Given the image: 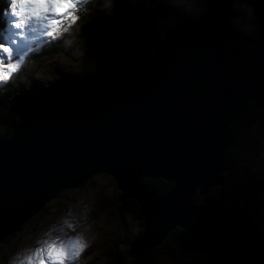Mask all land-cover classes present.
Instances as JSON below:
<instances>
[{
  "label": "water",
  "instance_id": "1",
  "mask_svg": "<svg viewBox=\"0 0 264 264\" xmlns=\"http://www.w3.org/2000/svg\"><path fill=\"white\" fill-rule=\"evenodd\" d=\"M119 7L111 31L89 35V75L8 96L15 120L0 136V240L100 173L112 178L116 203L133 200L141 217V235L118 245L123 259L179 228L176 250L210 254L211 264H264L249 203H223L231 125L249 101L264 110V0H218L160 31L148 0ZM149 35L159 43L140 59ZM145 179L173 184L156 195Z\"/></svg>",
  "mask_w": 264,
  "mask_h": 264
},
{
  "label": "rangeland",
  "instance_id": "2",
  "mask_svg": "<svg viewBox=\"0 0 264 264\" xmlns=\"http://www.w3.org/2000/svg\"><path fill=\"white\" fill-rule=\"evenodd\" d=\"M14 2L20 3L21 0H0V24L2 20H4L7 12L11 11V6ZM215 2L216 0H160L159 3L160 5H163V7L160 9V12H155L152 15L151 26L156 31L170 29L173 25L178 24L182 17L192 18L197 16L208 10ZM104 3L105 0H96L94 5H88V7L92 6V8L89 9L91 11L88 13L95 18H99V16L101 18L103 15L107 14L110 9L104 7ZM115 7L116 5L112 8L113 11L115 10ZM118 12L114 13L118 14ZM83 13L84 12L78 13L80 19L76 24L71 26L68 33H63L68 35V39H71L73 37V32L78 31L86 21V19L83 20V17H81V14ZM53 15L54 14L51 11H48L42 13L40 18L37 19V17L28 10L25 17L26 23H28V25L35 23L36 26L39 25L40 27V30L29 27V35L40 33L39 35L42 36L46 33L44 29L52 31V28L49 27V21L55 20L61 22V19L67 16V12L62 13L61 15ZM107 15L110 16L111 14ZM178 15L181 16L180 19L177 18ZM15 21L17 22L13 28H16V24L19 23L18 20ZM57 26L63 27L64 22L59 23ZM10 27L9 24L3 27L0 26V30L4 31V37H0V60H2L5 65L7 63H17L20 65L19 70L16 72L27 67L25 69L26 72L21 76L19 82H10L11 84L9 85L12 87V90L18 85L22 87L26 82H29V80H39L43 85L46 82L55 81L60 75H62V73L79 72L81 61L87 60L88 52L86 47L88 46L89 38L86 34L75 35L74 38H77H75L67 48L62 47L53 54L47 53L43 57H38L32 61V53L30 49L27 50V53L25 50L16 55V49L13 44L18 46H20V44L24 45L28 42V38L23 36V34L15 35L16 30H7ZM6 30L8 35L6 34ZM18 31H23V27ZM54 35L55 33H53V36ZM66 35H63V37H66ZM11 36L13 37L12 40H10ZM47 36L49 35L47 34ZM35 39V36L30 38V40ZM61 42L52 39L50 46L54 49L56 43ZM45 44L46 39L41 40L38 48L35 50L43 48L46 46ZM6 45H10L9 48L12 51L11 57L2 51L3 47H7ZM32 48H35V46ZM4 70H7L6 67ZM13 80L14 76L11 73L8 81ZM4 85L5 83H0V88H3ZM27 85L28 84L23 87H27ZM10 86L7 87V90H0V99H3L2 94L8 92ZM16 93H18V90L15 89L12 94ZM4 109L5 107L2 105V107H0L1 114L5 112ZM249 134L252 136V139L256 140V142L244 144L246 147L245 150L260 155L264 141V119L258 123L256 129L249 131ZM239 135L240 134L238 133V136ZM241 145L242 142L240 139H237L236 145L234 146L232 142L227 150L232 149L233 147L229 152V155L232 154L233 159L236 157L238 160H244L245 180H249L252 171H254L253 162L255 156H246L245 153L239 152ZM247 172H249V174H247ZM108 177L109 176L105 174H94L88 178V181L85 184L74 189L63 190L49 200L46 205L47 209L43 212L44 214L41 217H36L37 219H33V222L31 216L18 230L13 231L7 236V242H4L3 239L0 240V264H9L10 258L18 252L23 253L26 249L34 246L36 247L37 240L42 237L46 238L45 234L49 231H52L54 236H60L61 233L58 229L61 227L65 228L63 239L68 240L75 237L77 234H83L87 244V247L83 249L81 254L74 261L68 262L66 260L65 264H110L112 261L111 254L107 251H105L104 255L100 254L102 252L100 239H103L104 242L108 244L107 246L109 249L112 248V245L109 244L111 242H119L122 239L125 240L126 238L137 236V217L133 208L124 207V210L121 213H117L114 210L111 203L112 185ZM255 213L256 211L251 210L253 223L257 225L255 221L258 215L255 216ZM65 221H68L71 227H65ZM183 231L184 230H181V232ZM116 232H118V234H115ZM15 243H17V246L15 252H12L14 249L13 244L15 245ZM120 244L127 245L123 242H120ZM92 250L93 252L90 254L89 252ZM84 251L85 253L90 254L87 255L85 259L84 254L82 255ZM43 260L47 262V255L43 257ZM141 264H162V262L157 254H149L142 259ZM171 264L179 263L172 262Z\"/></svg>",
  "mask_w": 264,
  "mask_h": 264
},
{
  "label": "trees",
  "instance_id": "3",
  "mask_svg": "<svg viewBox=\"0 0 264 264\" xmlns=\"http://www.w3.org/2000/svg\"><path fill=\"white\" fill-rule=\"evenodd\" d=\"M122 0H112L113 6L108 10L109 12L107 14H111L110 16L105 14L101 18H95L93 15H90L88 12L91 11L89 9L92 8V6L88 7L87 11L81 14V17H83V20L86 19V21L83 23L82 27L76 31L73 32V37L71 39H68V36L62 37L59 41L61 43H56V47L53 49L51 47L48 49L45 54H53L60 48L68 47L69 44H71L75 38V35H84L86 34L88 39V46L87 48V60L81 61V65L79 68V72H72V73H62L63 75H72L76 76L78 78H82L86 75H89L92 72L93 64H94V53L95 49L90 46V34L98 33L99 35L103 36L105 33L111 31L113 29L112 22L109 20L111 16H113L116 12L120 10L119 4ZM218 1V0H216ZM149 5L152 6L153 12L151 14L150 22H152V15L155 12H160L163 5H160V0H148ZM116 5L115 10L113 11L112 8ZM98 10V9H97ZM115 12V13H114ZM89 18V20H88ZM178 19L181 18L180 15L177 16ZM152 25V23H151ZM162 30V29H161ZM66 40V41H65ZM160 40V37L157 35H149L139 46L138 50L135 52V56L138 58H145V56L150 55L153 53L154 49L158 45ZM71 42V43H69ZM38 58V56H35L34 59ZM24 70L21 72V74H24ZM53 82V81H52ZM12 83V82H11ZM10 82L7 83L3 89L7 90V87L10 86ZM51 82H46L43 85L39 82H35L33 80H29V82H26L28 84L27 89H34L35 91H39L44 89L48 86ZM16 90L20 91L22 90V87L18 85ZM12 90V87L10 86V89L8 92L2 94V98L5 97V99H0V107L2 105L6 109V101L7 98H9L7 94H12V92L15 90ZM264 119V110L257 108L254 106L253 101H249L244 109L241 111L239 117L232 123L231 128L235 132L234 134V141L233 145H236V140L240 139L242 142V145L239 149V152L245 153L246 156L254 155V162H253V170L252 175L250 176L249 180H245L244 175V160H238L236 157L233 159L232 154L229 155V152L233 149L227 150L225 163L228 167H230L229 173L226 175V181H227V188L229 190V193L231 194L229 197V200H224L223 203L226 205V207L230 206L234 201L240 200V201H246L249 203L251 210L256 211L255 216L256 218V224L258 225L259 232L262 236V244L260 248L261 255L264 257V141L263 146L261 150V154H255L253 152H247L245 150L244 144L256 142V140L252 139V136L249 134V131H252L258 127V123ZM15 120V117L10 113L7 112L5 114L0 113V136H6L10 134V128L8 124ZM244 130V131H243ZM238 133L240 134L238 136ZM236 166V167H235ZM249 174V172H247ZM111 181L112 185V197H111V203L114 208V210L117 213H121L124 210V207L133 208L136 213L137 217V236L126 238L125 240L122 239L119 242H111L109 243L112 245V248L108 249V244L104 242L103 239H100L101 242V248L102 252L101 255H104L105 251H107L109 254H111L112 261L110 264H141V261L143 258H145L149 254H157L158 258L161 260L162 264H171L172 262H178L179 264H211V255L210 254H197L193 252L183 251V250H176V247L172 244V236L175 233L180 232L181 230L179 228H174L171 230L166 238L161 241V243L158 246H154L152 248L144 250L141 254L134 258H126L123 259L124 254H121L118 245L120 242L129 244L133 241L135 237H138L142 233V221L141 217L139 216L137 212V207L133 200H125L123 204L116 203L115 199L118 195V190L115 189L114 183L112 178L108 177ZM145 185L148 189L153 190L156 195H162L164 192L168 191L172 186V181H165L161 179H145L144 180ZM216 191V187H212L210 189L209 195L214 196ZM201 198L197 195L195 197V202H199ZM47 209V206L45 207V210ZM40 214H35V216H32V220L37 217H41L44 213V210H40ZM39 211V212H40ZM38 212V213H39ZM36 218V219H37ZM33 220V222H34ZM115 234H118L116 232ZM10 235V234H8ZM8 235L3 237V241H8ZM3 243V242H2ZM14 249L12 252H15L17 243L15 245L13 244ZM35 247V246H34ZM32 247V248H34ZM93 252H89L90 254ZM89 253H85V251L82 253L84 254V259L87 255H90ZM114 261V262H113ZM113 262V263H112Z\"/></svg>",
  "mask_w": 264,
  "mask_h": 264
},
{
  "label": "clouds",
  "instance_id": "4",
  "mask_svg": "<svg viewBox=\"0 0 264 264\" xmlns=\"http://www.w3.org/2000/svg\"><path fill=\"white\" fill-rule=\"evenodd\" d=\"M95 2H96V0H69V4L64 5V7H68L67 16L64 18V26L63 27L57 26L60 23L59 21H49V27L52 28V31H49L47 34L49 36H52L54 39L59 38L64 32H68L72 25L77 23V21L80 19V15H78V13L86 12L88 9V5H90V4L94 5ZM112 6H113L112 0H105L104 7L111 8ZM17 7H18V5L14 2L13 3V10L15 11ZM24 15H25V13H23V16ZM21 23H25V20L22 19ZM53 33H55L54 36H53ZM69 43H71V42H69ZM44 55H45V52L43 51L37 56L43 57ZM34 57H35V55H32V59H31L32 61L34 60ZM19 67H20V65H18L16 71L19 70ZM26 68L27 67H25L24 69H22L19 72H16L13 75L14 76L13 81H8L9 77L8 78H0V83H5V85H6L9 82H19L21 76L23 75V74H21V72L23 70L25 71ZM34 81L40 83L39 80L34 79ZM23 86H22L21 91H23L25 89L27 90L28 86L27 87H23ZM2 89L3 88H0V90H2ZM28 90H30V89H28ZM7 95H10V94H7ZM5 97H3V99H5ZM6 109H7V101H6ZM6 111L8 112V110H6ZM3 114H5V112ZM46 205H47V203L41 209V210H44V212H45ZM40 213H41V211L37 214H40ZM64 224H65V227H71V225L69 224L68 221H65ZM58 231L61 233L60 236H54L53 232L49 231L48 233L45 234L46 238L42 237L41 239L37 240V242H36L37 246L35 248L26 249V250H24L23 253L18 252L16 255H14L13 257L10 258L9 264H42L43 257L45 255H47L48 248L51 245L56 244L57 241H61L63 244H65L66 246L69 247V255L67 256L66 260L68 262L74 261L81 254L83 249L87 247V244H86V241H85L83 234H77L75 237L68 239V240H65V239H63L65 228L61 227L58 229ZM69 242H71V243H69Z\"/></svg>",
  "mask_w": 264,
  "mask_h": 264
},
{
  "label": "snow or ice",
  "instance_id": "5",
  "mask_svg": "<svg viewBox=\"0 0 264 264\" xmlns=\"http://www.w3.org/2000/svg\"><path fill=\"white\" fill-rule=\"evenodd\" d=\"M16 4L18 5L17 8L20 9L19 11L13 10V4L11 6V11L15 16L23 17L25 9H28L33 15L37 17V19H39L41 14L44 12L51 11L54 15H61L62 13L67 12L68 7H64V5H68L69 0H32L31 3L21 2ZM21 20L16 24V28H20L21 25L24 24L21 23ZM2 51L7 53L9 57L12 56V51L9 47H3ZM5 67L7 69L6 71L4 70ZM17 67V63H7L5 65L4 62L0 60V78H8L11 73L16 72ZM68 255L69 247L63 244L61 241H57L56 244H53L48 248L47 262L42 260V264H65Z\"/></svg>",
  "mask_w": 264,
  "mask_h": 264
},
{
  "label": "flooded vegetation",
  "instance_id": "6",
  "mask_svg": "<svg viewBox=\"0 0 264 264\" xmlns=\"http://www.w3.org/2000/svg\"><path fill=\"white\" fill-rule=\"evenodd\" d=\"M5 113H6V110H5ZM87 181H88V180H87ZM87 181H86V182H87ZM86 182H84L83 184H85ZM83 184H82V185H83ZM230 195H231V194L229 193L228 198H227L226 200H229Z\"/></svg>",
  "mask_w": 264,
  "mask_h": 264
},
{
  "label": "bare ground",
  "instance_id": "7",
  "mask_svg": "<svg viewBox=\"0 0 264 264\" xmlns=\"http://www.w3.org/2000/svg\"><path fill=\"white\" fill-rule=\"evenodd\" d=\"M93 65H94V64H93ZM62 75H63V74H62ZM62 75H60V76H62ZM60 76H59V77H60ZM59 77H58V78H59ZM58 78H57V79H58ZM57 79H56V80H57Z\"/></svg>",
  "mask_w": 264,
  "mask_h": 264
}]
</instances>
